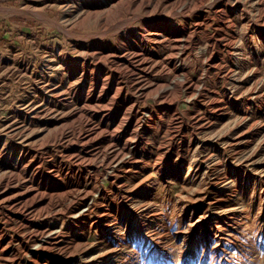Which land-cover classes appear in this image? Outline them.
<instances>
[{"label":"rangeland","instance_id":"1","mask_svg":"<svg viewBox=\"0 0 264 264\" xmlns=\"http://www.w3.org/2000/svg\"><path fill=\"white\" fill-rule=\"evenodd\" d=\"M0 22V264H264V0Z\"/></svg>","mask_w":264,"mask_h":264},{"label":"trees","instance_id":"2","mask_svg":"<svg viewBox=\"0 0 264 264\" xmlns=\"http://www.w3.org/2000/svg\"><path fill=\"white\" fill-rule=\"evenodd\" d=\"M7 27L8 24L6 22H0V45L7 39L6 35L9 33Z\"/></svg>","mask_w":264,"mask_h":264},{"label":"clouds","instance_id":"3","mask_svg":"<svg viewBox=\"0 0 264 264\" xmlns=\"http://www.w3.org/2000/svg\"><path fill=\"white\" fill-rule=\"evenodd\" d=\"M260 243L264 245V237L260 238ZM258 256L264 258V246L258 247Z\"/></svg>","mask_w":264,"mask_h":264},{"label":"crops","instance_id":"4","mask_svg":"<svg viewBox=\"0 0 264 264\" xmlns=\"http://www.w3.org/2000/svg\"><path fill=\"white\" fill-rule=\"evenodd\" d=\"M24 27H27L26 30H27V35H28V32H29L30 30H32V28H31V26H27V25H24Z\"/></svg>","mask_w":264,"mask_h":264},{"label":"bare ground","instance_id":"5","mask_svg":"<svg viewBox=\"0 0 264 264\" xmlns=\"http://www.w3.org/2000/svg\"><path fill=\"white\" fill-rule=\"evenodd\" d=\"M7 179H8V178H7ZM9 180H10V179H9ZM0 182H1V181H0ZM4 182H5V181H4ZM7 183H8V182H7ZM8 184H9V183H8ZM8 184H7V185H8ZM2 192H3V191H2ZM10 197H11V196H10ZM13 198H14V197H13ZM3 199H4V198H3ZM10 199H11V198H10ZM4 200H5V199H4ZM4 200H3V201H4ZM36 246H37V245H36Z\"/></svg>","mask_w":264,"mask_h":264}]
</instances>
